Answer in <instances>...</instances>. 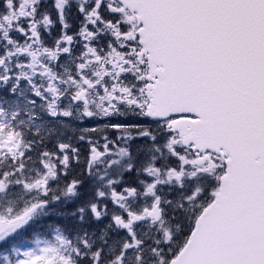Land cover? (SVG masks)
I'll use <instances>...</instances> for the list:
<instances>
[{"label": "snow or ice", "instance_id": "obj_1", "mask_svg": "<svg viewBox=\"0 0 264 264\" xmlns=\"http://www.w3.org/2000/svg\"><path fill=\"white\" fill-rule=\"evenodd\" d=\"M0 264H264V0H0Z\"/></svg>", "mask_w": 264, "mask_h": 264}, {"label": "flooded vegetation", "instance_id": "obj_2", "mask_svg": "<svg viewBox=\"0 0 264 264\" xmlns=\"http://www.w3.org/2000/svg\"><path fill=\"white\" fill-rule=\"evenodd\" d=\"M51 2H52V0H49V5L51 4ZM73 12H75V8H73ZM53 17H55V13L53 12ZM58 33H59V25H57L56 26V28L53 30V36H56V35H58ZM22 39V38H21ZM49 43H50V41H48ZM105 121L104 120H99V121H96V122H91V121H85L84 123H82V124H80L79 126L80 127H87V126H91V124L92 123H104ZM109 136H110V138H113V139H115L116 138V132L115 131H112V132H110L109 133ZM115 137V138H114ZM136 143H141V141H136ZM78 167V168H77ZM83 167V165L81 164V165H73V171L72 172H70V174H68V176L67 177H61V181H60V184L61 185H63V183L65 182V181H71V179L74 177V176H76L78 173H79V171H80V169ZM53 187H55V184H53ZM85 187H88V184L86 183V185H85ZM121 187L122 186H118L117 187V191L119 190V189H121ZM76 205L75 204H68L67 205V207H75ZM109 207H112V205L109 203ZM54 218H55V216H54ZM50 221L52 220L53 221V217H51L50 219H49ZM61 223H63V224H65V222H66V218L65 219H63L62 221H60Z\"/></svg>", "mask_w": 264, "mask_h": 264}, {"label": "trees", "instance_id": "obj_3", "mask_svg": "<svg viewBox=\"0 0 264 264\" xmlns=\"http://www.w3.org/2000/svg\"><path fill=\"white\" fill-rule=\"evenodd\" d=\"M78 168V167H77ZM75 169V168H74ZM76 170V169H75ZM58 207H62V206H59ZM74 207H67L68 210H72ZM55 218L53 217V221L49 220V218H44V220L41 222V230L39 233L37 234H42L43 232H45L47 228H52L54 227L56 224H59V225H65L67 224L69 221L66 219V222L65 224L61 223L60 221H62L63 219H65V217H59V215H54ZM45 230V231H44ZM51 230V229H50ZM31 238V236L29 237Z\"/></svg>", "mask_w": 264, "mask_h": 264}, {"label": "rangeland", "instance_id": "obj_4", "mask_svg": "<svg viewBox=\"0 0 264 264\" xmlns=\"http://www.w3.org/2000/svg\"><path fill=\"white\" fill-rule=\"evenodd\" d=\"M116 135H117V133H116ZM115 138V137H114ZM113 139V138H112ZM101 143H103V141H101ZM70 174V173H69ZM68 176V175H67ZM61 186H63V185H61ZM120 190V189H119ZM118 190V191H119ZM51 217H54V215H51L50 217H46V218H51ZM59 217H61V216H59ZM56 225H59V224H56ZM55 225V226H56ZM51 228H47V229H45L44 231L45 232H43L42 234H39V235H41V238H48L46 235H44L45 233H47V232H50L51 230H50ZM32 239H33V237L32 238H30L29 240H28V242H27V245L26 246H33V244H32Z\"/></svg>", "mask_w": 264, "mask_h": 264}]
</instances>
